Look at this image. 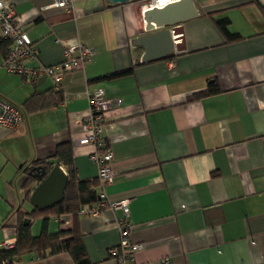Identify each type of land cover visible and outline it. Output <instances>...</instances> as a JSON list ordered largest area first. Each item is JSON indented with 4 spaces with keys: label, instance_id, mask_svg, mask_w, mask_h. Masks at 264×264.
<instances>
[{
    "label": "crops",
    "instance_id": "1",
    "mask_svg": "<svg viewBox=\"0 0 264 264\" xmlns=\"http://www.w3.org/2000/svg\"><path fill=\"white\" fill-rule=\"evenodd\" d=\"M5 1L38 52L30 67L60 64L78 42L94 53L57 84L8 73L0 44V96L24 113L17 130L0 128V244H16V212L34 208L22 202L32 162L59 164L67 143L78 180L99 181L96 149L80 141L88 96L103 88L120 102L104 130L115 179L97 185L98 216L50 215L48 231H75L91 264H118L109 250L125 216L111 204L129 199L130 239L142 246L134 264H264V0H195L199 17L174 28L177 55L149 63L136 61L144 50L132 42L150 5L73 0L68 12L55 0ZM214 79L219 93L192 100ZM36 217L39 236L46 214ZM13 264L75 262L29 252Z\"/></svg>",
    "mask_w": 264,
    "mask_h": 264
},
{
    "label": "built area",
    "instance_id": "2",
    "mask_svg": "<svg viewBox=\"0 0 264 264\" xmlns=\"http://www.w3.org/2000/svg\"><path fill=\"white\" fill-rule=\"evenodd\" d=\"M159 1L152 0V4L157 6ZM175 1L179 0H169V3ZM54 5L68 12L73 10V0H55ZM141 11L143 15L144 9L141 8ZM0 41H7L10 44V50L5 56L3 63L8 73L33 78L48 75L57 84H59L64 74L76 70H84L85 64L90 61L94 53L93 50L78 42L65 47L64 60L60 64L50 67H30L29 64L36 60L38 52L18 21L14 6L5 0H0ZM177 53L175 50V55ZM136 61L142 63V57L139 56ZM88 97L89 114L82 124L83 137L80 144L95 147L96 151L91 155V159L98 166L99 181L103 189L106 185L111 184L116 176L109 167L113 154L104 140L106 116L109 112L115 110L120 105V102L108 99L103 88L94 90ZM23 121L24 113L22 108L0 96V128L3 127L15 131ZM103 206L104 204L99 203L91 209H82L81 213L98 216ZM111 207L120 209L125 216V220L118 222L120 243L118 246L111 248L109 254L118 264H134L135 253L142 246L133 243L130 239L131 223L128 222L130 200L114 202ZM14 246L15 242L10 240L0 244V248L4 249H12Z\"/></svg>",
    "mask_w": 264,
    "mask_h": 264
},
{
    "label": "trees",
    "instance_id": "3",
    "mask_svg": "<svg viewBox=\"0 0 264 264\" xmlns=\"http://www.w3.org/2000/svg\"><path fill=\"white\" fill-rule=\"evenodd\" d=\"M138 1L134 0L133 2ZM229 21H221L220 26L226 30ZM4 57L10 50V44L7 41H0ZM111 75L109 77H116ZM108 78V77H107ZM220 92L217 81L211 80L206 91L196 94L193 99L215 95ZM73 150L70 144L60 145L53 157L57 163L63 164L68 168L69 182L65 190L63 201L47 210L39 211L33 208L32 211L17 210L16 234L17 241L12 249H0V264H13L17 259L26 253L37 252L41 257L48 255H57L60 253L69 254L75 264H91L81 240V237L75 231L60 230L57 233H50L47 229L50 215L62 217L64 215L78 216L84 207L91 208L94 204L100 202L98 192L96 190L99 181H79L74 169ZM53 162L34 161L33 166H45L51 169ZM31 168L26 171L27 177L22 185V202H29L32 192L34 191L38 180L31 173ZM46 214L43 219L42 230L39 236H34L32 231V223L37 219L36 216ZM29 219V224H25V220Z\"/></svg>",
    "mask_w": 264,
    "mask_h": 264
},
{
    "label": "water",
    "instance_id": "4",
    "mask_svg": "<svg viewBox=\"0 0 264 264\" xmlns=\"http://www.w3.org/2000/svg\"><path fill=\"white\" fill-rule=\"evenodd\" d=\"M134 0H107L110 5L126 4ZM200 15L195 0H179L168 3L163 8L153 6L145 10L144 34L135 38L132 45L144 50L142 63L164 60L175 56L174 29L180 24L194 20ZM31 173L39 181L30 197V204L39 211H44L60 204L64 199L69 178L58 164L49 170L45 166H29ZM30 222L25 220V224Z\"/></svg>",
    "mask_w": 264,
    "mask_h": 264
},
{
    "label": "rangeland",
    "instance_id": "5",
    "mask_svg": "<svg viewBox=\"0 0 264 264\" xmlns=\"http://www.w3.org/2000/svg\"><path fill=\"white\" fill-rule=\"evenodd\" d=\"M135 2H136L138 5L142 6V7H143V6H146V5H152V0H138V1H135ZM39 224H40V223L35 224V226H34V227H35V228H34V229H35V232H36V230H37V227L40 226ZM34 229H33V230H34ZM40 232H41V229L39 230L38 235L40 234Z\"/></svg>",
    "mask_w": 264,
    "mask_h": 264
},
{
    "label": "bare ground",
    "instance_id": "6",
    "mask_svg": "<svg viewBox=\"0 0 264 264\" xmlns=\"http://www.w3.org/2000/svg\"><path fill=\"white\" fill-rule=\"evenodd\" d=\"M169 3V0H160L157 4L158 7L163 8L166 4ZM152 6H154V4L150 5V8H152Z\"/></svg>",
    "mask_w": 264,
    "mask_h": 264
}]
</instances>
